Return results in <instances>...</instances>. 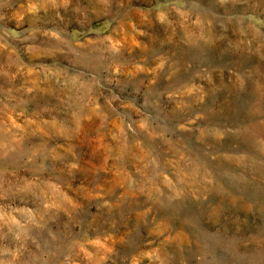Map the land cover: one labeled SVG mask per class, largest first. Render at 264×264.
<instances>
[{
	"label": "rangeland",
	"instance_id": "obj_1",
	"mask_svg": "<svg viewBox=\"0 0 264 264\" xmlns=\"http://www.w3.org/2000/svg\"><path fill=\"white\" fill-rule=\"evenodd\" d=\"M0 264H264V0H0Z\"/></svg>",
	"mask_w": 264,
	"mask_h": 264
}]
</instances>
